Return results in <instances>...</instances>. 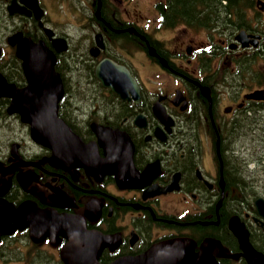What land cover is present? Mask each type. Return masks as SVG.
Segmentation results:
<instances>
[{
	"label": "flooded vegetation",
	"instance_id": "flooded-vegetation-1",
	"mask_svg": "<svg viewBox=\"0 0 264 264\" xmlns=\"http://www.w3.org/2000/svg\"><path fill=\"white\" fill-rule=\"evenodd\" d=\"M76 1L93 14L78 49L52 13L55 3L64 12L71 0H0V203L78 218L86 231L115 239L116 247L101 253L104 263L170 238L190 237L199 246L214 237L223 245L213 248L219 264H249V250L230 228L237 217L264 264V217L256 207L264 199V0H232L226 12L191 21L171 20L169 0H143L157 9L152 24L138 19L137 0ZM98 33L103 46L94 54ZM58 38L67 40L66 50L57 49ZM23 41L51 50L44 59L32 52L29 64L46 88L54 73V83L61 81L58 115L85 142H97L94 122L126 131L136 185L49 161L52 150L36 143L22 113L11 109L14 94L22 100L19 91L29 85L18 52ZM73 53L84 66L71 67ZM104 57L128 67L137 99L102 85L95 70ZM74 70L85 73L79 86L89 89L81 102L73 94ZM162 106L173 118L169 129L156 114ZM69 242L49 235L36 242L26 227L2 236L0 255L37 264L41 251L63 262Z\"/></svg>",
	"mask_w": 264,
	"mask_h": 264
},
{
	"label": "water",
	"instance_id": "water-1",
	"mask_svg": "<svg viewBox=\"0 0 264 264\" xmlns=\"http://www.w3.org/2000/svg\"><path fill=\"white\" fill-rule=\"evenodd\" d=\"M96 39L97 45L92 49L94 54H97L103 46L100 33L96 35ZM55 42L58 50H65L68 47L63 38L56 39ZM21 44L18 52L25 59L24 68L29 85L19 91L22 92V100L17 101L18 95L14 94L11 109L19 110L23 121L30 124L32 138L52 149L50 160L57 165L81 166L96 175L115 173L120 183L136 185L135 181L139 177L132 162L134 146L126 131L94 123L92 126L98 141L85 142L58 116V103L63 94L61 82L54 83L52 76L53 85L46 88L47 84L36 81L35 74L38 70L29 64V60L33 58L32 52L39 53L35 58L44 59L47 58V52L50 50L43 42L23 41ZM46 66L53 69V62ZM95 75L101 80L103 86L109 87L121 98L128 99L130 94L138 98V83L125 65L104 57L96 65ZM34 91H38L35 100L34 96H31ZM156 114L169 129L173 120L165 108L162 106ZM100 148L104 151L103 156L100 155ZM144 177L145 175H142V178ZM256 207L264 217V199L259 198L256 201ZM25 227L30 228L31 236L37 242L42 241L46 235H52L54 239L56 237L60 239L61 236L69 238L70 242L61 250V258L65 264H218L213 248L216 244L223 248L221 241L214 237L205 238L199 249H196V240L190 237H175L154 243L138 255L121 256L104 263L100 261L101 253L106 246L114 249L115 239L86 231L80 219L68 215L51 211L42 212L29 203L14 207L5 201L1 202L0 240L2 235ZM230 228L243 246L249 250L246 254L249 264H258L257 256H263V254L250 247L248 231L238 222L237 217L230 221Z\"/></svg>",
	"mask_w": 264,
	"mask_h": 264
},
{
	"label": "rangeland",
	"instance_id": "rangeland-1",
	"mask_svg": "<svg viewBox=\"0 0 264 264\" xmlns=\"http://www.w3.org/2000/svg\"><path fill=\"white\" fill-rule=\"evenodd\" d=\"M71 1H72V5L70 7L67 6L64 12L55 3L54 10H52V13L61 26L65 28H69V31L71 33V38L73 39V46L78 49L81 42L87 40L90 36L93 14L91 8L89 7V5H87L86 2L85 4L80 6V1H76V2H74V0ZM137 1L138 3L135 5L136 12L141 14V17H138V19L142 21L145 20L144 23H148V24L155 23V21H149V19L153 20V17L154 16L156 17L158 14L155 6L153 4L151 5L146 4L143 2V0H137ZM78 58H80L79 54H78ZM81 66L84 65L81 64L79 59H77L75 54L73 53V56L71 58V67H81ZM74 71L77 72V70ZM75 79L71 81L75 84L74 85L75 90L73 91V94L76 100L81 102L85 96V89H83L82 86H79V84L76 83ZM103 97L107 99L104 93H103ZM0 264H27V263L18 258L10 260L9 257L0 255Z\"/></svg>",
	"mask_w": 264,
	"mask_h": 264
},
{
	"label": "trees",
	"instance_id": "trees-1",
	"mask_svg": "<svg viewBox=\"0 0 264 264\" xmlns=\"http://www.w3.org/2000/svg\"><path fill=\"white\" fill-rule=\"evenodd\" d=\"M170 1V14L169 18L174 20L176 16L183 15L188 18V20H193L194 15L203 14H218V12H226L228 4L232 0H169ZM196 13V14H195ZM76 83L80 84L85 76L82 71H77ZM89 91L85 89V92ZM30 264L31 259L29 260ZM37 264H63L61 261H55L50 256L39 251Z\"/></svg>",
	"mask_w": 264,
	"mask_h": 264
}]
</instances>
